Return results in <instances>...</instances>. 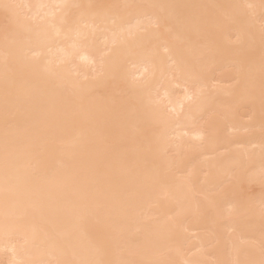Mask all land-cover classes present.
I'll use <instances>...</instances> for the list:
<instances>
[{"label": "bare ground", "instance_id": "1", "mask_svg": "<svg viewBox=\"0 0 264 264\" xmlns=\"http://www.w3.org/2000/svg\"><path fill=\"white\" fill-rule=\"evenodd\" d=\"M0 264H264V0H0Z\"/></svg>", "mask_w": 264, "mask_h": 264}]
</instances>
